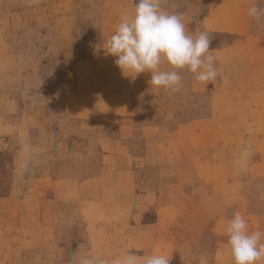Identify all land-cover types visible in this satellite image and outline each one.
Returning a JSON list of instances; mask_svg holds the SVG:
<instances>
[{"label":"rangeland","instance_id":"1","mask_svg":"<svg viewBox=\"0 0 264 264\" xmlns=\"http://www.w3.org/2000/svg\"><path fill=\"white\" fill-rule=\"evenodd\" d=\"M65 1L0 0V264H73L107 245L111 211L89 219L81 200L105 202L117 188L81 199L76 182L107 170L102 138L119 128L75 118L70 104L82 98L70 92L81 87L90 107L111 105L106 86L121 79L117 102L137 109L129 121L155 130L133 131L128 142L141 157L116 249L164 254L170 264H233L225 234L233 215H258L249 228L264 232V23L250 18L244 35L216 32L204 26L211 0H163L190 33L210 34L218 70L207 85L182 71L173 94L147 74L123 76L104 50L133 0ZM85 58L95 64L76 67Z\"/></svg>","mask_w":264,"mask_h":264},{"label":"clouds","instance_id":"2","mask_svg":"<svg viewBox=\"0 0 264 264\" xmlns=\"http://www.w3.org/2000/svg\"><path fill=\"white\" fill-rule=\"evenodd\" d=\"M163 0H133V11L124 13L114 32L104 44L107 55L125 77L135 79L147 74L149 85L176 93L181 90V72L187 70L205 85L215 81L218 70L210 49L207 31L190 33L183 13L169 12ZM264 0L247 10L254 22L264 23ZM227 246L233 264H260L264 261V232L252 231L240 213H235L225 228ZM73 264H107L102 258L77 256ZM115 264H170V257L150 253L138 255L122 249Z\"/></svg>","mask_w":264,"mask_h":264},{"label":"crops","instance_id":"3","mask_svg":"<svg viewBox=\"0 0 264 264\" xmlns=\"http://www.w3.org/2000/svg\"><path fill=\"white\" fill-rule=\"evenodd\" d=\"M62 4L66 2L65 0H60ZM69 1V0H68ZM257 2V0H211V6L208 9L207 14L204 17V26L206 28L222 33H231L235 35H244L248 30V22L251 17L247 14L248 7ZM86 59V58H85ZM95 61L86 59L80 60L76 64L77 66L89 67L94 65ZM93 74L84 73L77 74L78 82L84 83ZM123 79L119 80L117 83L107 84V97L104 99L111 105H104L99 107H90L88 103H85V99L82 97L84 92H79L81 90H73L70 92L73 98L81 97V100H73L70 104L72 112H74V117L80 120L90 121V123H102L106 126H116L119 128L120 136L113 137L112 135L105 136L102 138L104 142V149L102 150V156L108 159L106 163V171H103L100 175L89 178L84 182L77 180V185L80 187V196L85 198L90 195V193H97L98 195L105 193L109 188H117L115 196L109 197L105 202H92L88 199L81 200L83 214L89 219L92 218L90 213L91 210L105 206L106 209L111 211L109 225L110 231L106 232L104 241L107 245L103 249L99 250L100 247L97 244L93 246V250L88 251V256L92 258H102L107 264H115V260L120 254V250L116 249L117 243L125 242L126 237L122 234L123 230L130 225V215L134 210V201L130 200L136 195L135 183V173L133 172L132 166L134 160L137 156L141 157L136 150L128 146L130 138L133 136V131L140 130L142 134L146 132H151L155 130L154 125H140L138 123H131L129 118H134L137 114L135 106L130 107L121 105L117 102L121 95H123ZM76 83V84H77ZM79 84V85H80ZM89 87L86 86V88ZM105 95V94H104ZM136 97V95L131 96V98ZM135 108V111H133ZM35 115L38 116L39 110L34 111ZM38 113V114H37ZM127 118L128 122L124 123L122 120ZM131 119V118H130ZM8 127V125H5ZM188 127L180 126V129L184 130ZM150 136V134H147ZM154 136V135H153ZM91 190V191H90ZM104 201V200H103ZM142 208H149V205L141 206ZM116 216H114V213ZM248 224H253L252 219L259 217L258 215L249 213ZM127 216L129 217L127 220ZM142 235L136 236L135 241H142L145 237V230H142ZM35 238V237H34ZM34 239L30 237L27 242H32ZM133 252V251H132ZM134 253L143 256L144 254L135 251Z\"/></svg>","mask_w":264,"mask_h":264}]
</instances>
